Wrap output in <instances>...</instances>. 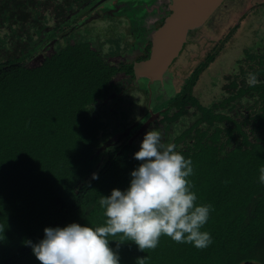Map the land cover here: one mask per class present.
<instances>
[{
	"label": "trees",
	"instance_id": "trees-1",
	"mask_svg": "<svg viewBox=\"0 0 264 264\" xmlns=\"http://www.w3.org/2000/svg\"><path fill=\"white\" fill-rule=\"evenodd\" d=\"M242 64L209 105L192 94L196 73L167 109L161 135L192 161L195 204L212 206L201 228L212 244L198 250L161 236L155 250L141 252L110 236L120 264L146 256L144 264H264V50L247 52ZM124 67L81 41L67 40L33 67L0 53V264H40L26 241L38 243L46 227L106 225L100 197L127 190L141 164L134 158L140 141L102 151L110 135L99 107L119 91V72L133 74ZM249 73L260 83L250 87Z\"/></svg>",
	"mask_w": 264,
	"mask_h": 264
},
{
	"label": "clouds",
	"instance_id": "clouds-1",
	"mask_svg": "<svg viewBox=\"0 0 264 264\" xmlns=\"http://www.w3.org/2000/svg\"><path fill=\"white\" fill-rule=\"evenodd\" d=\"M247 83L254 87L260 81L249 73ZM174 149V144L161 142L159 131H148L134 154L141 164L131 172L129 188L113 189L110 196L98 201L106 225L46 227L38 243L26 241L40 264H120L118 252L109 247V237L118 235L134 242L141 252L155 250L161 236L178 244H192L198 250L209 247L212 236L201 228L212 206H196L197 196L188 179L194 174L192 161ZM259 173V182L264 184V166ZM93 179L98 175L93 174ZM146 259L138 258L137 264Z\"/></svg>",
	"mask_w": 264,
	"mask_h": 264
},
{
	"label": "rangeland",
	"instance_id": "rangeland-1",
	"mask_svg": "<svg viewBox=\"0 0 264 264\" xmlns=\"http://www.w3.org/2000/svg\"><path fill=\"white\" fill-rule=\"evenodd\" d=\"M168 1L144 0L142 6L147 5L148 11L138 17L134 15L135 9L119 8L109 12L110 10L101 6L102 9L97 11L99 12L97 16L95 13L91 17H86L84 20L73 24L58 42L64 43L65 39L68 38L81 42L90 41L96 48L103 51L105 49L106 54L110 52L105 60L110 62L122 59L124 54L128 55V52L132 50V43L136 42L135 38L150 33L161 15H166ZM261 2L264 7V0H226L225 6L218 12L215 20L210 23L207 29H196L191 32L190 41L172 68L173 74L176 76V79L172 80L176 89L175 93L182 89L187 79L192 76L193 70L211 54H214L213 62L201 74L194 93L205 105L223 98L224 76L237 68V60L243 54L242 49L245 47L254 49V43L264 41V9L258 11L253 7V5ZM250 6H252V10L245 13ZM108 14L110 16L106 17ZM169 77L168 73L166 79ZM123 78H115L116 83L122 82L121 79ZM140 84L142 86L137 88L134 93L129 92L126 88L127 93L121 95V98L116 97L115 101L111 100L110 103H101L100 105V109H104V107L106 109L104 121L108 127L107 134L112 136L106 139V143L102 147L105 154L108 152L112 140L116 139L115 144L120 143L121 139H117V137L124 131L123 128L125 129L123 123L126 127L137 125L136 121L145 114L146 103H151L150 108L156 104H160V107L163 103L167 105L169 100H167L165 93L169 91L167 87L173 85L168 82L165 85L167 87L164 88L161 84L151 87L144 83ZM166 89L167 91H165ZM127 96L133 97L135 103L131 104L125 101Z\"/></svg>",
	"mask_w": 264,
	"mask_h": 264
},
{
	"label": "flooded vegetation",
	"instance_id": "flooded-vegetation-1",
	"mask_svg": "<svg viewBox=\"0 0 264 264\" xmlns=\"http://www.w3.org/2000/svg\"><path fill=\"white\" fill-rule=\"evenodd\" d=\"M143 1L144 0H0V53H15L22 57L24 56L25 62L29 67L37 66L43 61L45 56L55 53L57 49L65 45L67 40L78 41L73 38H68L67 40L65 39L64 43L58 42L73 24L84 20L86 17H91V15H94L95 13L97 16L99 13L97 11L102 9L101 6L110 10L109 12L119 8H131L130 10L135 9L134 15L138 17L141 16L142 13L148 11L147 5L142 6ZM168 2L167 13H165L166 15H161L159 20L155 22V25L150 30V33H146L142 37L135 38L136 42L132 43L133 48L128 52V55L124 54L122 59H117L115 61L109 62L106 60L110 65L117 68L124 66V68H132L133 74H127L124 71L119 72L115 78L124 77L121 79L122 82L119 81L116 83L115 78L113 80L119 91H114L113 93L110 92L109 96L102 101V103L107 104L110 103L111 100L115 101L114 99L116 97H120L121 95L127 93V90H125L126 88L129 92L131 91L134 93L137 88L141 87L140 83H142V80L138 82L133 75L137 76V66L151 56L154 47V34L157 33L161 27H163L165 20L173 12L170 9L172 2L170 0ZM242 2L241 4H243ZM225 3L226 0L198 29H207L210 23L215 20L218 12L225 6ZM253 7H255V10L258 11L264 9L262 2L260 4H255V6L253 5ZM10 9H12V11ZM154 10L156 11V9ZM251 10L252 6L247 8L245 13L250 12ZM107 16H110V14L106 15V17ZM189 41L188 37L187 43ZM86 43L90 45L92 50L97 51L104 60L108 57L110 52L106 54V52H104L105 49L103 51L96 48L90 41ZM187 43L184 45L179 56L165 71L162 82L164 88L167 87L165 85L168 84V82L170 85H173L174 81L172 82V80L176 79V76L173 74L172 68L180 59ZM253 47L255 48L252 49L250 47H245L242 49L243 54L242 57L237 60V68L224 76L223 86L227 83V78L229 76L236 75V73H238L240 67L243 65L242 59H244L247 52H261V49L264 50V41H260L256 44L254 43ZM210 56L211 58L209 59ZM210 56L205 59L200 66L193 70L192 76L187 79V82L180 91L175 93L176 89L174 85L167 87L169 88V91H167V89L165 90L167 91L165 95L167 94L166 97L168 98L167 100H169L167 105L166 103H163L160 107V104H156L154 107L150 108L151 103L148 102L145 104V114L140 120L136 121V126L129 125L126 127L123 123L125 129L123 128L124 131L121 133L122 135L120 134L117 137V139H121L120 143L115 144L116 139H114L111 141L109 147H111V145L112 147L118 146L123 143L135 144L139 141L142 143L145 134L152 130L159 131L160 134L163 135L167 127V120L165 117L167 109L171 112L170 106H172L177 97L184 93L196 73H198V75L193 85L192 94L197 97L194 93V89L201 78V74L209 67L215 58L214 54H211ZM168 73L170 77L166 79ZM124 84L126 86H123ZM125 101L131 104L135 103L134 98L128 96L125 98ZM161 139L163 140L164 138L161 137Z\"/></svg>",
	"mask_w": 264,
	"mask_h": 264
},
{
	"label": "water",
	"instance_id": "water-1",
	"mask_svg": "<svg viewBox=\"0 0 264 264\" xmlns=\"http://www.w3.org/2000/svg\"><path fill=\"white\" fill-rule=\"evenodd\" d=\"M172 14L154 34L151 56L137 66V81L146 86L162 84L163 76L179 56L192 31L203 25L225 0H170ZM142 86V85H141ZM243 264H257L245 262Z\"/></svg>",
	"mask_w": 264,
	"mask_h": 264
}]
</instances>
